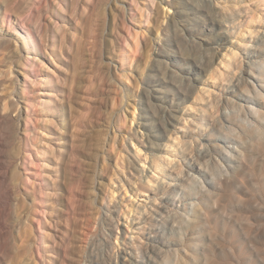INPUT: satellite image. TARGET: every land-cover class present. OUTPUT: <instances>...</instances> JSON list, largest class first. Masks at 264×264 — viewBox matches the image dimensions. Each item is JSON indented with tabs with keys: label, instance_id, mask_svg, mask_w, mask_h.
<instances>
[{
	"label": "rangeland",
	"instance_id": "374dc122",
	"mask_svg": "<svg viewBox=\"0 0 264 264\" xmlns=\"http://www.w3.org/2000/svg\"><path fill=\"white\" fill-rule=\"evenodd\" d=\"M22 24L55 50L37 67L47 80L66 75L62 133L85 149L86 176L61 188L42 264H264V0H0V264H12L31 224V200L12 192L6 168L20 127L3 115L24 80ZM117 118L140 144H169L166 171L141 164L155 181L146 193L127 160L102 170L92 158ZM27 254L19 264H35Z\"/></svg>",
	"mask_w": 264,
	"mask_h": 264
},
{
	"label": "bare ground",
	"instance_id": "6f19581e",
	"mask_svg": "<svg viewBox=\"0 0 264 264\" xmlns=\"http://www.w3.org/2000/svg\"><path fill=\"white\" fill-rule=\"evenodd\" d=\"M140 10L141 8L138 11L140 12ZM29 20L30 17H28V21ZM28 23L29 22H26L27 25H29ZM21 29L22 31L16 35L17 41L20 42V44L17 41H15V44L18 46L22 55L21 57H22L23 65L22 67H20L19 72L20 74L23 75L24 80L19 90L17 89L12 90L6 95L5 98H7V100L5 101L4 104L3 115L5 118L14 120L20 127L18 134L15 135V141L13 142V146L11 149L10 160L6 168L8 167L14 168L15 171L14 173L16 174V175L13 174L12 192L15 194H19L20 198L23 196L26 199L28 198L29 200H31V208H30L31 219H29L31 224L29 227H26L25 229L26 232H24L25 239L23 240V243L25 242V244L22 245L23 249H20L17 255L11 256V262L12 264H19V262H21V256L24 252V254L30 253L31 258L35 262V264H42L45 263V260L47 259L46 256H47L48 246L46 245L47 244L46 236L47 233L51 232L48 231L50 229V224L52 227L53 226L52 223L55 222V218L53 217V210H54L53 207L57 200H61L63 198L61 194V188H63V192H65V190H67L65 188H69L68 187L70 186L69 184L74 183L79 178L82 179L83 176H86L85 169H83L84 168L83 166H82L83 168L79 170L81 165L82 164L84 165V162H81L79 158H81L80 157L82 156L81 153H83L85 149L84 147L82 149V147L76 146L77 145L76 139L71 144H67L66 143L67 137L62 133V131L67 127V120L69 117L66 103L59 98L60 92L63 91V85L61 84V82L64 83V81L66 80V75L60 74L59 76H56V78H50L47 80L49 73L42 74L37 67L40 62L44 64V59H42L43 56L44 57L49 56V58L51 59V56L52 54L55 53V50L53 48L50 49V47L47 45L46 42L45 44L44 43L39 44V42L36 40L33 30L28 26L22 24ZM219 44H220L219 45L220 48L223 47L225 42ZM142 48L143 50H145L146 45L144 44ZM163 55H164L163 50L157 51L156 52L157 60H160V58ZM141 57L142 56L138 55V59H140ZM126 59H130V57H127ZM34 83H38L40 87L38 90H42V84H44V90H46L45 93L46 98L39 96V98H42L43 100L42 99H39V101L35 100L36 88L33 87ZM15 96H17L18 98L16 101H13ZM251 109L253 108L251 107ZM149 110L151 111V112L149 111V114L150 115L153 114L152 107L149 106ZM117 114L118 113H116V115ZM173 120H175V116L170 115L168 118V124L170 126L175 127L177 125L173 123ZM142 125L147 126L148 124L142 122ZM162 128L164 131L166 130V132L171 131L169 127L162 126ZM111 131L112 134L111 133L107 134L108 140L106 139V142L104 143L101 151L98 153V155L92 156V158L95 157L97 163H99L102 166V170L112 169L113 167L112 161L115 155H118L117 159L120 160L116 162L117 165L115 166L117 167H119V163H121L122 159L127 160V162H129L132 165L131 166L132 170L135 173L136 176L135 177L136 180H134L135 183H137V176L140 178V183H138V186L134 185L133 189L137 190L139 193L148 192V188H150V183L153 184L154 182L155 184V181L153 180V178H150V176L142 174L141 164L142 163L146 164L147 162H149L151 166L150 168H153L154 171L155 170L166 171L168 167L166 166V161L164 163L163 155H161L160 153L161 151L168 150L169 144L167 145V147H161V146L156 147L154 143L151 142L150 140H147V144L145 143L140 144L137 133H135L130 129L124 131L123 124H121L119 118L115 120V124L113 128H111ZM148 134L150 136L157 135L152 133V130H150V133ZM119 135L122 137V139L120 138L122 140L121 143L118 142L120 140L119 138H118L119 140L117 141V137ZM176 140L177 138H175V140L173 141L172 146L176 147L174 150H176V153L178 154L179 149ZM140 146H145L148 149V151L144 155H142L141 153L142 150L138 148ZM84 155L85 154H83V157ZM239 161L242 163L241 160ZM143 164H142V168L144 169L145 165L143 166ZM176 166L177 164L172 166V170H174ZM246 168H249V166H247ZM151 173H153V171H150V174ZM162 178L165 179L167 178V176H164ZM238 178L234 180V183L240 188H242L241 187L242 182ZM232 191H234V189ZM80 199H82V196L81 198H79V201ZM21 204H23L22 200H21ZM38 211H42V214ZM35 213H40V214L35 215ZM36 220H38L37 222L38 231L34 230V228L37 227V226L35 227ZM50 234L51 233H49V235ZM27 243L29 244V249L26 246ZM128 264H134L131 258L128 259Z\"/></svg>",
	"mask_w": 264,
	"mask_h": 264
}]
</instances>
